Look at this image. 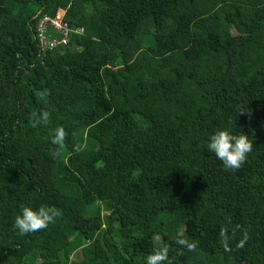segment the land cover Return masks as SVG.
Segmentation results:
<instances>
[{
	"label": "trees",
	"instance_id": "obj_1",
	"mask_svg": "<svg viewBox=\"0 0 264 264\" xmlns=\"http://www.w3.org/2000/svg\"><path fill=\"white\" fill-rule=\"evenodd\" d=\"M58 11L82 33L42 54L35 24ZM223 129L253 140L238 170L207 147ZM24 206L62 215L21 235ZM165 245V264H264V0H0V264H146Z\"/></svg>",
	"mask_w": 264,
	"mask_h": 264
},
{
	"label": "clouds",
	"instance_id": "obj_2",
	"mask_svg": "<svg viewBox=\"0 0 264 264\" xmlns=\"http://www.w3.org/2000/svg\"><path fill=\"white\" fill-rule=\"evenodd\" d=\"M48 95H50V90L44 89L40 93V99L46 102ZM247 111L242 110L238 114L247 113ZM49 119L50 113L45 110L38 114L33 113L30 122L33 127H37L41 124L47 125ZM66 138L67 132L63 126H58L52 130L51 142L60 148L64 146ZM207 147L223 162L225 168L238 170L246 162L247 155L253 150V140L243 133L233 134L230 130L223 129L217 130L211 136ZM74 151L79 153L81 151L80 145H75ZM60 154L59 151L56 152L57 156ZM61 215L62 212L55 207L40 206L38 209H33L30 206H24L21 213L15 217L14 227L19 230L21 235L38 232L46 229ZM179 243L189 251L196 247L194 243L187 240L179 241ZM166 261H169V247L165 245L148 255L146 264H165Z\"/></svg>",
	"mask_w": 264,
	"mask_h": 264
},
{
	"label": "built area",
	"instance_id": "obj_3",
	"mask_svg": "<svg viewBox=\"0 0 264 264\" xmlns=\"http://www.w3.org/2000/svg\"><path fill=\"white\" fill-rule=\"evenodd\" d=\"M63 14L62 11H58L52 17L43 14L37 19L34 39L40 53L65 47L69 33H82L81 29L69 30L63 22Z\"/></svg>",
	"mask_w": 264,
	"mask_h": 264
},
{
	"label": "rangeland",
	"instance_id": "obj_4",
	"mask_svg": "<svg viewBox=\"0 0 264 264\" xmlns=\"http://www.w3.org/2000/svg\"><path fill=\"white\" fill-rule=\"evenodd\" d=\"M61 12V11H60ZM61 14V13H60ZM194 18V13L189 11L186 12L184 17L182 19H180V21L177 24V29L179 33H182L189 25V23L192 21V19ZM63 122L61 117H58L56 119L53 120V124L55 126H59L61 125ZM79 230L82 233H86L88 232V230L90 229V225L87 221L85 220H81L79 222ZM161 240H163L165 242V244L167 245H171L172 241L168 238L162 237ZM71 243V244H70ZM82 245V241L80 240L79 236L73 232L72 234L69 235L68 237V244L65 247V255L67 256L69 261H75L78 259V250L77 248ZM39 264V263H36ZM231 264H241L238 261H233Z\"/></svg>",
	"mask_w": 264,
	"mask_h": 264
}]
</instances>
